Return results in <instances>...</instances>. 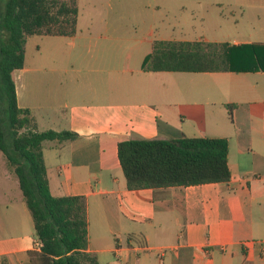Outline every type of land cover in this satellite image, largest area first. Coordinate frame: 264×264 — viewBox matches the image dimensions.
Returning a JSON list of instances; mask_svg holds the SVG:
<instances>
[{
    "label": "crops",
    "instance_id": "0c3cea01",
    "mask_svg": "<svg viewBox=\"0 0 264 264\" xmlns=\"http://www.w3.org/2000/svg\"><path fill=\"white\" fill-rule=\"evenodd\" d=\"M192 2L197 7L206 4L219 15L211 29H202L195 39L154 38V27L142 36H96L133 43L122 69L100 63L103 68L89 70L88 76L78 69L50 68L41 80L25 66L12 73L17 105L30 111L39 132L78 136L74 141L44 142L43 160L51 196L85 197L88 251L99 264H264V70L142 69L155 41L264 46V0ZM223 8L233 17L239 15L226 34L220 23ZM92 37L82 38L91 43ZM84 48L91 59L107 49L101 45L96 50L91 44ZM38 85L44 87L42 92ZM182 137L227 139L230 181L127 189L118 142ZM3 159L0 264H31L29 252L38 249L39 242L19 183ZM13 178L16 181H8Z\"/></svg>",
    "mask_w": 264,
    "mask_h": 264
},
{
    "label": "trees",
    "instance_id": "16d2710c",
    "mask_svg": "<svg viewBox=\"0 0 264 264\" xmlns=\"http://www.w3.org/2000/svg\"><path fill=\"white\" fill-rule=\"evenodd\" d=\"M77 0H6L0 7V152L16 177L31 215L38 249L31 264H99L88 251L86 200L53 197L43 160L44 142L74 141L71 132H39L28 109L17 105L12 73L24 66L27 38L75 34ZM264 46L155 41L142 69L220 73L264 70ZM229 144L224 138L125 139L117 159L129 191L227 183Z\"/></svg>",
    "mask_w": 264,
    "mask_h": 264
},
{
    "label": "rangeland",
    "instance_id": "374dc122",
    "mask_svg": "<svg viewBox=\"0 0 264 264\" xmlns=\"http://www.w3.org/2000/svg\"><path fill=\"white\" fill-rule=\"evenodd\" d=\"M77 1V28L75 34L72 35H76V38L34 35L26 40L24 66L33 69L37 73L36 76H39V80H41L42 74L47 76L44 72L50 68H73L74 71L77 69L85 71L87 75L91 71L102 69L100 63L104 68L122 69L125 54L128 48L133 46V43L102 41L96 36L111 37L118 34L142 36L147 34L151 27H154V30L157 29L154 38L195 39L202 29L212 25L214 20H219V15L209 6L205 4L203 7H197L192 0ZM227 1L229 0H225V2ZM5 2L6 0H0V7ZM110 7L112 9H109ZM192 8H194V13H192ZM222 13L220 23L226 34L232 24L230 21L239 15L236 13L234 17L231 16L226 8H223ZM87 35L93 36L91 43L82 38ZM89 44L96 50L101 45H105L107 49L103 53L100 51L94 53L98 60L91 59L90 55L86 54L87 48H84V45ZM35 87L40 92L44 89L39 85ZM46 97L49 95L43 93V98ZM0 159H3L1 153ZM2 170L3 168H0V176ZM8 181L16 180L13 178Z\"/></svg>",
    "mask_w": 264,
    "mask_h": 264
},
{
    "label": "built area",
    "instance_id": "2783aa9c",
    "mask_svg": "<svg viewBox=\"0 0 264 264\" xmlns=\"http://www.w3.org/2000/svg\"><path fill=\"white\" fill-rule=\"evenodd\" d=\"M261 254L264 255V250H262V253Z\"/></svg>",
    "mask_w": 264,
    "mask_h": 264
}]
</instances>
